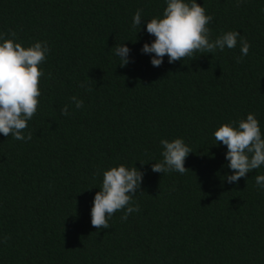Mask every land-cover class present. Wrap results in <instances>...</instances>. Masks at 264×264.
Returning <instances> with one entry per match:
<instances>
[{"label": "trees", "instance_id": "trees-1", "mask_svg": "<svg viewBox=\"0 0 264 264\" xmlns=\"http://www.w3.org/2000/svg\"><path fill=\"white\" fill-rule=\"evenodd\" d=\"M197 3L213 16V39L235 30L252 45L240 62L238 43L153 67L140 50L154 37L131 23L138 9L146 21L162 15L164 0H0L6 38L50 47L32 139L0 134V264H264L254 179L264 167L228 184L226 146L212 135L249 112L264 131V0ZM121 43L134 61L126 66L113 55ZM175 138L192 150L188 171L152 172L160 140ZM119 164L144 173L139 211L98 230L92 201L103 170Z\"/></svg>", "mask_w": 264, "mask_h": 264}, {"label": "clouds", "instance_id": "clouds-1", "mask_svg": "<svg viewBox=\"0 0 264 264\" xmlns=\"http://www.w3.org/2000/svg\"><path fill=\"white\" fill-rule=\"evenodd\" d=\"M237 4L244 0H236ZM162 15L150 21L142 19V10L138 9L132 17L131 28L141 30L142 23L146 32L154 39L141 48L142 55L150 57L153 67H160L167 56L173 64L196 54H215L225 49H235L240 45L237 62L249 54L252 45L238 31L222 32L214 39L208 27L213 16L206 14V9L197 0H164ZM138 31V32H139ZM0 32V134L11 136L17 141H30L27 134L29 121L37 114L41 97L40 78L45 73L41 67L47 60L50 47L47 41H36L28 47L16 42L15 33ZM113 55L118 57L122 66L134 62L131 49L125 44H116ZM49 76L51 74L49 73ZM83 86V85H81ZM76 109L83 107V100L71 97ZM61 114L68 116L69 105L61 109ZM216 145L226 146L225 167L232 174L225 173L222 180L228 184L237 183L254 170L264 167V131L256 114L249 112L246 118L230 121L218 126L213 132ZM162 159L152 163L154 173L167 174L186 171V158L192 153L183 138L171 141L161 139ZM102 183L96 192L90 210L91 225L98 230L110 229L109 221L114 213L122 211L120 219L126 221L129 214L139 211L134 197L140 192L144 173L135 166L119 164L102 172ZM255 185L264 191V174H257ZM8 237L0 236V243H6Z\"/></svg>", "mask_w": 264, "mask_h": 264}]
</instances>
